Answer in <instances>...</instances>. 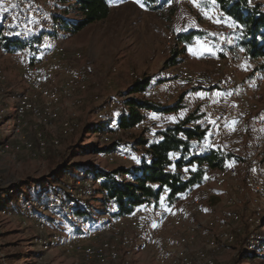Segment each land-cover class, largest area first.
I'll list each match as a JSON object with an SVG mask.
<instances>
[{"label": "rangeland", "instance_id": "374dc122", "mask_svg": "<svg viewBox=\"0 0 264 264\" xmlns=\"http://www.w3.org/2000/svg\"><path fill=\"white\" fill-rule=\"evenodd\" d=\"M120 2L116 7L111 6L109 14L104 20L77 28L81 15L76 10L75 2L69 1V3L64 4L59 0L61 8L58 15L62 16L65 23L63 24L62 20H57L47 33L45 42L48 45L59 44L64 46L67 63L84 76L87 90L80 96L78 105L68 102L60 109L61 119H68L70 114L74 113V119L78 125L74 132L64 134L57 123L48 130L40 129L39 133L43 134L42 139H44L45 144L39 146L34 135L35 129L28 126L23 130V135L33 143L32 151H13L10 147L11 139L8 140V147L0 150V250L5 256L7 264H32L37 259L41 264H93L75 257V255L66 254L61 246L56 248L58 245L64 246L63 244L73 238L79 236L83 238L84 235L80 234L82 231L80 227L82 226L72 219H62L61 214L56 215L50 210L44 211V209L39 208L38 203L41 202L34 198L36 196L40 198L43 195L41 192L39 193L40 185L46 184L45 189L49 190L52 185L48 186L49 181L53 179L55 173H58L57 171L62 169L63 164L72 167L73 171L77 169L74 165H84L90 169L103 170H111L117 167H137V165L129 167L128 162L125 163L124 161H117L113 164L107 162V154L96 151L107 145L99 141L98 133L90 132L91 128L97 125H102L106 129L112 125L119 127L115 121L105 126L110 116L105 114L104 107L111 99L119 100L126 97L135 79L143 76L153 79L160 76L166 69L164 68L165 61L174 53H176V63L184 61L188 66L191 61H188L187 55L191 53L198 55L189 51L190 46L188 44L178 41L179 35L190 32L203 34V31L206 30L195 10L173 4L171 0H158L155 5L149 7L145 6L142 0L140 2L137 0H120ZM175 15L178 17L176 24L173 18ZM242 30L241 37L233 35L234 41H229L231 45L227 49L228 55L235 54V51L241 48L240 43L245 36V30L243 28ZM168 31L173 32L172 38H168ZM1 46L2 43L0 48ZM13 48L11 47L12 50ZM75 53H79L81 57L74 59ZM13 54L14 52L8 57H3L0 54V69L5 76L4 97L6 99L12 93L25 89L20 71L13 64L15 59ZM193 66L196 69L207 67L204 71L211 69L209 64ZM139 67L142 69L140 70ZM9 103L7 104L9 105ZM108 111H110L109 113L115 112L113 109ZM177 111L174 110L165 114L166 122L163 128L180 122L184 114L181 111L179 116ZM115 114L111 113L113 116ZM8 116L13 122L12 126H15V106L13 103H10ZM10 129L9 126L6 130L0 129V139L6 140ZM106 129L99 134H102ZM120 129V134L111 136L112 141H119L125 145L131 143L133 146H137L140 140H146L145 132L148 129L144 130L143 126L128 129L120 127ZM48 145L52 146L49 150H47ZM138 149L136 150L144 155L143 148ZM48 153L54 155L49 156ZM185 169L193 171V167L190 166L183 167L182 171L186 172ZM242 170L238 177L232 181L234 183L229 182L227 185L225 182L221 190H213L215 193L203 191L204 197L197 207L190 208L185 205L180 207L184 218L178 227H173L167 218V212H171L175 208L174 204L170 202L166 207L168 208L166 209V216L160 221L162 243L159 246L155 243L153 248H144L151 250L137 252L140 250L137 248L130 264H157L155 256L163 252L160 250H164L167 241L172 242V248L169 251L171 256L181 253L192 256L201 250L206 255L213 257L218 264H264V246H260V238L262 235L264 236V226L251 229L241 224L239 227L230 230L232 231L233 242L228 243L220 239V228L227 220L229 212L234 208L247 210L242 201L240 204L227 206V201H230L231 198H242L247 192L245 170ZM171 171L173 172L174 169ZM88 176H92V171H89ZM233 185L238 187L236 191H232ZM79 187L94 191L93 195L85 201H88L92 209L98 211L93 221L84 224L99 222L102 225V223L105 224L111 220L109 215H106L107 209L101 196L95 193L97 188L96 186L93 187V182L86 179L81 183H75L71 188L69 193L83 199V195L77 189ZM19 195L24 197L22 202L17 201L20 198ZM31 202L34 210H30V213L46 219L43 231H39V228L35 226V221L28 218L26 206ZM23 207L25 208L23 209ZM71 212L72 208H67L66 213L70 214ZM245 233H247L248 243L244 249L242 237L245 236ZM53 235L59 239L57 246L53 244L47 249H42L38 240H49ZM180 237L186 238L185 245L179 244ZM174 239L177 240V245H174ZM102 240L104 237L90 238L86 236L81 240V243L94 246ZM189 241L191 247L197 248L196 250L189 249ZM208 241L215 243L214 250L206 248ZM251 244L254 245V248L249 251L247 247ZM33 251H37L35 257H33ZM118 264H123L122 259Z\"/></svg>", "mask_w": 264, "mask_h": 264}, {"label": "bare ground", "instance_id": "6f19581e", "mask_svg": "<svg viewBox=\"0 0 264 264\" xmlns=\"http://www.w3.org/2000/svg\"><path fill=\"white\" fill-rule=\"evenodd\" d=\"M255 1L263 0H249L248 6L250 9L264 14L262 13V5L253 4L252 7V2ZM4 3L6 4L4 13L0 15V42L4 44L7 41H15L17 46L13 50L1 46L0 54L3 57H8L14 52L13 64L20 71L25 89L24 91L12 93L6 99L4 97L5 76L0 69V129L6 130L8 126L11 128L6 140L0 139V150L7 148L8 140L11 139L12 144L10 147L13 151H32L33 143L23 135V130L28 126L35 129L34 135L39 146L45 144L44 139H42L43 134L39 133L40 129L48 130L57 123L64 134L74 132V129L78 126L74 119V113L70 114L71 116L68 119H61L60 109L68 102L78 105L80 96L87 90V83L85 78L82 77L81 80L68 81L64 85H60L61 81L68 80L70 67L74 76H82V74L67 63L64 46L59 44L48 45L45 42V37L54 24L55 16H58L60 12L59 0H0V5ZM171 3L179 5L180 0H171ZM181 6L195 10L206 32L219 33L226 30V25L235 26L234 32L222 33V41H228L225 52L217 51V54L202 52L197 56L192 53L188 54V61L200 60L207 63L211 66L210 71L194 70L184 61L177 62L174 66L164 69L160 76L153 78L150 84L141 92L128 94L119 100L112 99L108 101L106 108L108 110H115V108L116 110H129L130 106L127 105V101L133 99L145 103L136 110L142 122L145 121V111H148L149 115L165 116L161 110L166 107H161L160 104L169 105L173 101L174 106H179L177 102L179 91L162 93L159 97L148 92H155L158 87H166L168 83H180L181 78L187 79V86L203 87L204 94H211V106L221 105L226 95V97H232L233 116L257 119V124H255V127H251V132H247V128L243 127L232 128L234 141L230 143L231 154H228L223 147H217L216 145H202L201 148L200 144L191 145L189 149V153H193L189 154L191 157L198 158L218 154L224 158V162L220 168L209 170L202 187L201 184H196L194 185V191L187 192L185 198H178L177 201H173L175 206L171 210L173 215L167 217L173 227H178L184 218L180 207L184 205L190 208L197 207L204 197L203 191L215 193L213 190H221L225 182L228 185L244 169L247 192L242 198H231L230 201H227V206L240 204L242 201L247 210L232 209L227 220L222 224V228H220V239L230 243L234 240L230 230L239 227L241 224L251 229L264 226V188H262L264 184V69L258 58H253L247 54V59H245V54L241 52V48H238L235 54L228 55L227 49L231 45L229 41H234L232 39L233 35L241 37L242 28L238 21L226 15L217 4L213 1L207 2V9L211 13L222 14L224 23L208 19L207 14L202 13L198 6H193L192 2L181 3ZM246 13L244 11V15ZM17 15H20L19 20L16 19ZM38 16H40L41 23L37 30L25 28L27 24L38 23ZM173 18L176 24L178 17L175 15ZM167 36L172 38L173 32L168 31ZM202 37L203 34H197L192 37L191 41L200 40ZM34 45L36 47H32ZM42 52H48V54L41 59ZM18 54L20 58H18ZM80 57L79 53L73 55L74 59ZM22 58L33 59V66H39V73H46V66L54 65L56 62L59 65L70 67H48V77L45 81L44 77L30 80L31 67L22 64ZM242 67L251 69H245L244 72ZM58 89H60V92H58ZM181 100H188V93H181ZM6 102L13 103L15 106V126H12L13 122L8 116L10 103L8 105ZM208 116H216L215 107H208ZM112 126L107 127L102 134L98 133L99 141L107 146L115 143L112 141L111 136L121 133L120 126ZM227 130L228 121L219 122L218 133H226ZM214 136L215 127H205L204 136L200 139V143L208 144ZM145 137L152 142V135H149L148 130L145 132ZM117 145V148L107 153V162L113 164L117 161H124L125 163L128 162L129 167L139 165L143 155L138 152V146H133L131 143L125 145L119 141ZM119 148L121 155H117ZM245 161H250L254 165L251 169V175H246ZM87 187H89L88 184ZM231 189L236 191L238 187L233 185ZM19 197L17 201L22 202L24 197L22 195H19ZM159 200L160 195L157 201H144L138 206H130L126 215L119 216L114 220V225H112L113 220L111 219L105 224H98L86 230L82 229L81 235H84V237H104V240L98 244L94 246L84 245L81 243L84 237H77L67 241L63 246V250L68 255H75V257L93 264H118L121 259L123 264H130L137 248H153L160 236L161 220L152 219L150 209H145L149 205H158ZM32 205L31 202L26 206L28 218L35 221V226L39 228V231H43L46 219L30 213V210H34ZM38 206L47 211L56 207L57 203L53 200L48 202L47 209L41 203H38ZM109 209L113 210L114 208L111 205ZM141 209H143L142 217H135L134 213ZM80 225L85 226L84 223H80ZM38 242L42 249H47L50 245L58 244L59 239L53 235L49 240L39 239ZM178 242L185 245L187 241L185 237H180ZM171 248L172 242L167 241L164 250H160L163 252L156 254L157 264H218L213 257L206 255L204 251L199 250L192 256L183 253L171 256L169 255ZM206 248L214 250L215 243L208 241ZM253 248L254 245L251 244L248 245L247 250L251 251ZM0 264H7L1 250ZM32 264H41V262L37 259Z\"/></svg>", "mask_w": 264, "mask_h": 264}, {"label": "trees", "instance_id": "16d2710c", "mask_svg": "<svg viewBox=\"0 0 264 264\" xmlns=\"http://www.w3.org/2000/svg\"><path fill=\"white\" fill-rule=\"evenodd\" d=\"M69 1L75 2L76 10L81 15V20L77 25V28H81L93 22L104 20L109 14V4L112 0H61L64 4L69 3ZM212 1L226 15L238 21L241 28L245 30V36H243L240 47L251 57L258 58L260 65L264 69V14L250 9L248 6L249 0ZM142 2L145 6L149 7L155 5L158 0H142ZM244 11L247 12L246 15H244ZM57 20H62V16H55L54 24ZM62 22L64 24L65 20H62ZM196 34L198 33L190 32L179 35L178 41L188 44L187 42H190ZM16 46L17 43L15 41H7L2 44V47L6 49L15 48ZM175 63L176 53L172 54L165 61L164 68ZM151 81L152 77L145 76L135 79L128 90L129 94L141 92ZM127 105L130 106L128 111H115V116L111 115V113L115 112L109 113L110 111L105 106V114L110 116L105 126L114 121L124 129L133 128L140 124L142 119L136 110L145 105V103L130 99L127 101ZM177 108H179L178 105L162 109L161 111L167 114L177 110ZM185 125L186 120H182L181 118L180 122L163 129L161 131L162 139L157 144L150 142L148 139L140 140L137 146L143 148L144 155L137 167H117L111 170H103L97 168L90 169L84 165H74L77 169L73 171L72 167L63 164L62 169L53 175V181H49L48 186L52 184L51 188L47 190L45 189L46 184H41L39 193L41 192L43 195L40 198L37 196L33 198L41 202L42 206H45L46 209L48 201L53 200L57 203V206L49 209L50 211L56 215L61 214L62 219H72L79 223L93 221L95 214L98 213L97 209H92L88 201H85L89 196L93 195L94 191L92 189L77 188L83 195V199L69 193L75 183H81L86 179L93 182V187L96 186L97 190L95 193L101 196L107 213L112 220L126 215L130 206H138L144 201H157L161 189H167L169 199H171L175 194L184 192L186 187L198 184L204 174L205 168L209 170L218 169L224 162V158L218 154L207 157H191L188 154L191 145L194 141L203 138L204 132L196 128H187ZM105 129L102 125H97L91 128L90 132L99 133ZM51 148L52 146L48 145L47 150ZM115 148H117V142L101 147L96 151L107 154ZM170 154H172L171 158L175 156L173 160H171ZM48 155L54 154L48 153ZM194 162H197L198 167L196 170L182 171L183 167H192ZM171 169H174V171L172 172ZM89 171H92V176H88ZM111 205L114 211L109 209ZM70 206L72 207V212L67 214L66 210ZM263 238L264 236L262 235L260 238V246L262 247L264 246ZM242 239L245 249V245L248 243L247 233H245Z\"/></svg>", "mask_w": 264, "mask_h": 264}, {"label": "built area", "instance_id": "2783aa9c", "mask_svg": "<svg viewBox=\"0 0 264 264\" xmlns=\"http://www.w3.org/2000/svg\"><path fill=\"white\" fill-rule=\"evenodd\" d=\"M184 2H192L193 6H198V9L207 14L208 19H212L213 21H218L220 23H224V18L222 14L219 13H211L207 9V2H212V0H180V4ZM253 4H260L262 5V13H264V0L263 1H255L252 2ZM6 4L0 5V15L4 13V7ZM16 19H20V15H17ZM40 16H38V23L27 24L25 28H31L37 30L40 26ZM235 26L226 25L225 31H220L219 33H211L203 31V37L200 40H192L187 42L192 51L195 54H199L202 52H212L213 54H217V51H224L228 45V41H222V33L223 32H234ZM36 47V45L32 46ZM56 48V47H55ZM53 49V48H52ZM49 52V51H48ZM48 52H42L41 59L46 57ZM241 52L245 54V59H247V53L241 49ZM18 58H20L18 54ZM22 64H27L31 67V75L30 80H37V77H44V81L48 77V67H70V66H63L57 64L46 66V73H39V66H33V59H26L22 58ZM245 69H251L242 67ZM84 76H74L71 73L70 67V74L68 76V80L61 81L60 85H64V83L68 81H75L81 80ZM171 91H179V98H177V102L179 103V110L183 111V118L182 120H186V127H195L196 129L204 132L205 127H215V136L212 138L210 143L208 144H201L200 139L193 142V144H200V148L202 145H216L217 147H223L224 150L227 151L228 154H231L230 151V143L234 141L232 136V128L234 127H243L247 128V132H251V127H255L257 124V119H250L249 118H238L232 115V97H225L223 98V103L219 106H211L210 105V95L211 94H204L203 87H190L187 86V79H181L180 83H168L166 87H158L157 91L155 92H148L153 96H161L162 93H171ZM60 92V89H58ZM181 93H188V100H181ZM112 100V99H111ZM161 107H167L166 104H160ZM208 107H215L216 109V116H208ZM116 111V108H115ZM116 113V112H115ZM221 121H228V130L226 133H218V125ZM166 122L165 116L159 115H149L148 111H145V121L141 122L144 125V129L149 130V135H152V143L157 144L159 140L162 138L161 131L162 130H153L152 126L154 125H164ZM113 131V130H112ZM243 145V143H242ZM193 154V153H188ZM117 155L120 154V148L117 152ZM133 153L131 154L132 157ZM175 156L171 158L173 160ZM231 162V161H230ZM193 170L197 169V162L192 164ZM254 167L250 161H245L244 168H246V175H251V169ZM209 173V169L205 168L204 174L198 184H201V187L204 185L206 180V175ZM186 179V176H185ZM264 188V184L262 185ZM194 191V185H190L186 187V191L175 194L171 199H169V194L165 189L160 190V200L158 205H149L145 209H150V214L152 219L162 220L166 213V207H168L169 203L173 204V201H177L178 198H185L186 193ZM163 198V206L161 204V200ZM171 207V206H170ZM142 210H138L134 213L135 217H142ZM173 215L171 212H167V217ZM114 225V219L113 223ZM149 233V232H148ZM78 238H82L79 236ZM130 244V243H129Z\"/></svg>", "mask_w": 264, "mask_h": 264}, {"label": "crops", "instance_id": "0c3cea01", "mask_svg": "<svg viewBox=\"0 0 264 264\" xmlns=\"http://www.w3.org/2000/svg\"><path fill=\"white\" fill-rule=\"evenodd\" d=\"M137 1L140 2L141 0H137ZM120 3H121L120 0H118V1L113 0V1L110 2V8H111V6H112V7H116V6H118ZM197 64L202 65V66L207 65V64L201 62L200 60H196V61H191V63H189V66H190L191 69H195V70H205V69L207 68V67H205V68H204V67H201V68H199V69H196L197 67H196V66H193V65H197ZM192 66H193V67H196V68H193ZM139 69L141 70L142 67H139ZM171 103H172V104H171ZM171 103L168 105L169 107L167 106V108L174 107V105H173L174 102L172 101ZM177 110H178V111H177V112H178V115L180 116V114H181V110H179V108H177ZM126 111H127V110H126ZM175 111H176V110H175ZM182 116H183V115H182ZM180 118H181V117H180ZM141 122H142V121H141ZM176 123H177V122H176ZM138 126H143V128H144V125H142L141 123L138 124V125H136L135 127H138ZM163 126H164V125H154V126H152V129H153V130H163V129H165V127L163 128ZM169 126H172V125H168L167 127H169ZM133 128H134V127H133ZM144 130H146V129H144ZM144 130H143V131H144ZM102 221H103V220H102ZM97 224H100V223H99V222H96L95 224L90 223V224H86L85 226H82V227L79 226V227H80V230H82V229H85V230H86V229H89V228H91V227H93V226H95V225H97ZM160 227H161V225H160ZM160 229H161V228H160ZM82 232H83V231H81V233H82ZM81 233H80V234H81ZM80 234H79V235H80ZM184 235H185V234H184ZM185 236H187V235H185ZM161 237H162V235H161V236L157 239V241L155 242L158 246L162 243V238H161ZM187 237H189V236H187ZM189 238H190V237H189ZM190 239H191V238H190ZM68 240H69V239H68ZM65 242H66V241H65ZM65 242H64V243H65ZM173 242H174V245H177V240L174 239ZM63 245H64V244H63ZM56 246H57V245H56ZM60 246L63 247L62 245H58L56 248H59ZM53 247H55V246H53ZM53 247H52V248H53ZM52 248H51V249H52ZM51 249H50V250H51ZM189 249H191V250H196L197 248H194V249H193V248L191 247V245H190V241H189ZM50 250H49V251H50ZM143 250H151V249H140V250H137V252H138V251H143ZM49 251H48V252H49ZM36 252H37V251H33V257H35ZM137 252H136V253H137ZM178 253H179V252H178ZM43 254H45V253H43ZM36 255H37V254H36ZM44 259H45V258H44ZM155 261H156V256H155ZM156 263H157V262H156Z\"/></svg>", "mask_w": 264, "mask_h": 264}, {"label": "snow or ice", "instance_id": "6c2138e0", "mask_svg": "<svg viewBox=\"0 0 264 264\" xmlns=\"http://www.w3.org/2000/svg\"><path fill=\"white\" fill-rule=\"evenodd\" d=\"M189 51L192 52V48H191V47L189 48ZM170 119H172V118H170ZM171 155H172V154H170V158H171ZM133 158L135 159V157H133ZM185 171H187V169H185ZM166 191H167V189H166ZM161 204H162V206H163V198H162V200H161Z\"/></svg>", "mask_w": 264, "mask_h": 264}]
</instances>
